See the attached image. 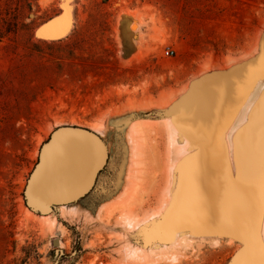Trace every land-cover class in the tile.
Returning <instances> with one entry per match:
<instances>
[{
    "label": "rangeland",
    "instance_id": "obj_1",
    "mask_svg": "<svg viewBox=\"0 0 264 264\" xmlns=\"http://www.w3.org/2000/svg\"><path fill=\"white\" fill-rule=\"evenodd\" d=\"M66 4L69 34L34 36ZM241 70L253 86L223 132L233 176L238 139L264 149V0H0V264H232L243 245L227 235L146 239L199 152L178 128L184 101ZM61 126L93 131L109 158L85 198L40 214L24 188Z\"/></svg>",
    "mask_w": 264,
    "mask_h": 264
},
{
    "label": "water",
    "instance_id": "obj_2",
    "mask_svg": "<svg viewBox=\"0 0 264 264\" xmlns=\"http://www.w3.org/2000/svg\"><path fill=\"white\" fill-rule=\"evenodd\" d=\"M71 27L72 17L66 4L62 13L36 29L34 36L56 41L66 37ZM251 86L252 74L241 70L202 80L184 101L178 128L199 152L183 160L177 198L166 215L148 229L147 243L171 241L176 233L185 231L227 235L243 245L232 264L238 263L241 256H249L251 264H264V245L259 236L264 204L263 145L253 144L254 154L250 157L248 138L237 140V175L233 176L223 141L233 112ZM245 132L246 137L251 131ZM108 158L105 143L93 131L78 126L56 128L41 146L26 182V206L47 214L58 206L85 198ZM220 217L226 222L220 224Z\"/></svg>",
    "mask_w": 264,
    "mask_h": 264
},
{
    "label": "bare ground",
    "instance_id": "obj_3",
    "mask_svg": "<svg viewBox=\"0 0 264 264\" xmlns=\"http://www.w3.org/2000/svg\"><path fill=\"white\" fill-rule=\"evenodd\" d=\"M180 142H181V141H180ZM180 185H181V184H180ZM218 222H219L220 224H223V223L226 222V220H224L223 217H220V218L218 219ZM232 240H233V238H232ZM231 243H232V242H231ZM250 260H251V258H249V256H248V259H245L244 256H241V257L239 258V262L236 263V264H248V263L251 264ZM259 263H260L259 261H255V262H253V264H259Z\"/></svg>",
    "mask_w": 264,
    "mask_h": 264
},
{
    "label": "built area",
    "instance_id": "obj_4",
    "mask_svg": "<svg viewBox=\"0 0 264 264\" xmlns=\"http://www.w3.org/2000/svg\"><path fill=\"white\" fill-rule=\"evenodd\" d=\"M165 54L169 55V54H172V52L171 51H166Z\"/></svg>",
    "mask_w": 264,
    "mask_h": 264
}]
</instances>
